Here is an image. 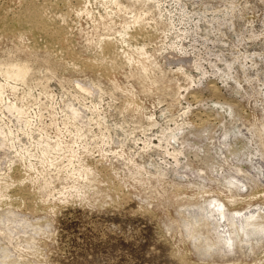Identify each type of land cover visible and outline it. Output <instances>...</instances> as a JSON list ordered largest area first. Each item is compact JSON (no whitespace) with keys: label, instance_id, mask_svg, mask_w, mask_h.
Instances as JSON below:
<instances>
[{"label":"rangeland","instance_id":"374dc122","mask_svg":"<svg viewBox=\"0 0 264 264\" xmlns=\"http://www.w3.org/2000/svg\"><path fill=\"white\" fill-rule=\"evenodd\" d=\"M0 264H264V0H0Z\"/></svg>","mask_w":264,"mask_h":264}]
</instances>
